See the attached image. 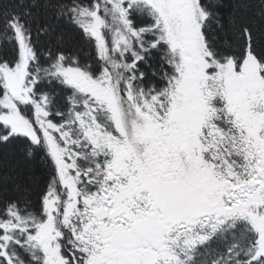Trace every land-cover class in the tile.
<instances>
[{"label": "snow or ice", "instance_id": "1", "mask_svg": "<svg viewBox=\"0 0 264 264\" xmlns=\"http://www.w3.org/2000/svg\"><path fill=\"white\" fill-rule=\"evenodd\" d=\"M0 264H264V0H0Z\"/></svg>", "mask_w": 264, "mask_h": 264}]
</instances>
